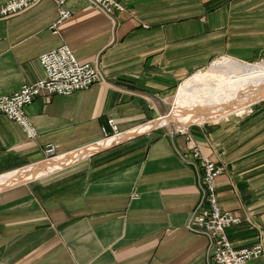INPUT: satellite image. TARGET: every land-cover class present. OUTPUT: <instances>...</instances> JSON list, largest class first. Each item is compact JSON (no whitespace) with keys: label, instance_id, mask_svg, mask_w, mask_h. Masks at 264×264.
<instances>
[{"label":"crops","instance_id":"1","mask_svg":"<svg viewBox=\"0 0 264 264\" xmlns=\"http://www.w3.org/2000/svg\"><path fill=\"white\" fill-rule=\"evenodd\" d=\"M117 1L126 7L117 26L84 0L67 2L72 16L56 33L53 0L0 15V97L43 79L39 57L64 44L103 77L35 100L26 110L35 140L0 116V181L36 173L0 192V264H211L210 240L190 230L203 201L195 146L225 168L219 203L244 220L227 231L234 247L264 242L263 100L245 115L190 125V139L148 131L216 60L264 58V0ZM109 120L124 141L105 147ZM49 147L58 157L47 158ZM248 264H264V254Z\"/></svg>","mask_w":264,"mask_h":264},{"label":"built area","instance_id":"2","mask_svg":"<svg viewBox=\"0 0 264 264\" xmlns=\"http://www.w3.org/2000/svg\"><path fill=\"white\" fill-rule=\"evenodd\" d=\"M42 0H9L0 6L2 18L20 14L37 6ZM58 8L59 18L51 29L56 33L58 26L72 16V11L66 8L69 0H53ZM100 10L104 15L118 25L120 14L126 11L123 3L117 0H84ZM39 62L45 71V77L39 81L25 84L11 95L0 97V116L19 124L26 137L30 140L38 138L39 132L26 110L38 98L50 99L54 96H70L76 92L89 89L102 81L103 77L99 66L92 63L81 64L72 49L64 44L39 57ZM167 128V127H165ZM188 127L171 128L168 130L181 135H188ZM105 140L124 132L119 131L114 120H109L103 128ZM49 159L58 157L54 147L46 149ZM193 160L200 161L202 168L203 201L199 206L190 230L208 237L210 240L211 264H248L264 254V242L237 249L228 237L229 228L244 223L243 218L233 211H227L219 203L217 179L223 175L225 168L202 155L199 147L193 148Z\"/></svg>","mask_w":264,"mask_h":264},{"label":"bare ground","instance_id":"3","mask_svg":"<svg viewBox=\"0 0 264 264\" xmlns=\"http://www.w3.org/2000/svg\"><path fill=\"white\" fill-rule=\"evenodd\" d=\"M185 92H190L188 94L191 95L187 96ZM261 100H264V61L249 64L232 58H224L208 69L197 72L187 80L179 92V99H177L172 113L152 123L148 127V131L155 127L172 124H181L185 127L190 124L214 121L245 111ZM120 141L123 140L113 137L104 140L106 142L104 144L106 147ZM67 165L69 164L63 167ZM63 167L61 166L57 170ZM50 170L51 168H48L44 173ZM45 175L47 174L42 176ZM35 176L36 173L28 171L24 174L17 173L2 178L0 191L20 182H27L31 178L33 180Z\"/></svg>","mask_w":264,"mask_h":264},{"label":"rangeland","instance_id":"4","mask_svg":"<svg viewBox=\"0 0 264 264\" xmlns=\"http://www.w3.org/2000/svg\"><path fill=\"white\" fill-rule=\"evenodd\" d=\"M224 58H227V57H224ZM224 58H220V59H218V60H216L214 63H216V62H218V61H221V60H223ZM262 61H264V58H262V59H260V60H257V61H255V62H253V63H249V64H256V63H261ZM213 63V64H214ZM247 63V62H246ZM213 64H211L210 66H208L206 69H208L209 67H211ZM181 86V84L177 87V89H179V87ZM194 88V87H193ZM176 89V90H177ZM178 92V91H177ZM264 101V100H263ZM260 102H262V101H260ZM259 102V103H260ZM258 104V103H257ZM255 105V104H254ZM253 105V106H254ZM251 109V108H250ZM250 109H248V110H246V111H241V112H239V113H236V114H246L248 111H250ZM171 110H173V108L171 109ZM169 113H171V111L169 112ZM244 114V115H245ZM222 119H224V118H222ZM190 125H193V124H190ZM190 125H188V126H190ZM188 126H182L181 124H172V125H168V126H165V127H171V128H173V127H175V128H177V127H179V128H186V127H188ZM127 139H129V138H127ZM124 141V140H123ZM121 142V141H120ZM117 143V142H116ZM115 143V144H116ZM119 143V142H118ZM51 160V159H50ZM9 189V188H8ZM4 191V190H3ZM1 192V191H0Z\"/></svg>","mask_w":264,"mask_h":264}]
</instances>
